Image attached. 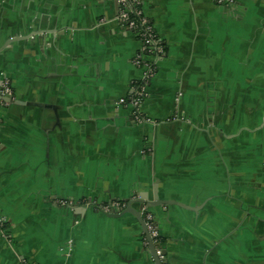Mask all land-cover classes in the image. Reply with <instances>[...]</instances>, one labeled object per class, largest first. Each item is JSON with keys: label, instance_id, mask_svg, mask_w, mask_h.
<instances>
[{"label": "crops", "instance_id": "0c3cea01", "mask_svg": "<svg viewBox=\"0 0 264 264\" xmlns=\"http://www.w3.org/2000/svg\"><path fill=\"white\" fill-rule=\"evenodd\" d=\"M142 7L165 55L139 123L117 106L144 73L116 2L0 0V93L33 104L0 105V264H155L110 216L154 186L187 207L142 211L167 264H264V0Z\"/></svg>", "mask_w": 264, "mask_h": 264}, {"label": "built area", "instance_id": "2783aa9c", "mask_svg": "<svg viewBox=\"0 0 264 264\" xmlns=\"http://www.w3.org/2000/svg\"><path fill=\"white\" fill-rule=\"evenodd\" d=\"M120 7L117 16V22L120 26L128 29L138 40L140 44L139 51L135 56L134 64L143 71V77L140 82L135 83L132 96L128 99H122L117 106H125L130 108L135 119L139 123L145 122L147 119L143 114V104L148 96V90L157 75L158 63L165 55V46L158 38L155 27L151 20L143 11L144 0H113ZM231 2V0H230ZM8 84L1 89V95H12V92L6 91ZM0 119V128H1ZM1 148V141H0ZM123 207L122 203L117 204ZM143 217L149 234L153 239L156 247V254L162 264H167L164 252L161 248L162 239L153 222V217L147 212H143ZM8 221L5 216L0 213V234L6 236Z\"/></svg>", "mask_w": 264, "mask_h": 264}, {"label": "water", "instance_id": "95a60500", "mask_svg": "<svg viewBox=\"0 0 264 264\" xmlns=\"http://www.w3.org/2000/svg\"><path fill=\"white\" fill-rule=\"evenodd\" d=\"M9 44H10V42L8 41L5 44L4 47H7ZM3 103H6V104H19V105H23V106L33 105V104H30V103H25V102H21V101L15 102L13 95L3 96L0 93V105L3 104ZM37 106L44 107L42 105H37ZM154 187H155L154 188L155 190H154V200L153 201H148L146 199L145 195H139L137 198H134V199L131 198V199L126 200L125 201V203H126L125 208H122L119 213H116L114 211L113 207H111V215L110 216L119 217V216H122L124 214L132 215L138 221L139 225L141 226V228L143 230L145 238L148 241L149 246L151 248V253H152L153 257H154L155 264H162L161 261L159 260V258L157 257L156 249H155V246L153 244V239H152L151 235L148 232V229H147V226H146L142 211L144 210V208H153V207H158V206L167 207L169 205H179V206H181L183 208H187V207H185L184 205H181L179 203H176L175 201H161V200H159L156 186H154ZM135 205L138 206V209L134 208Z\"/></svg>", "mask_w": 264, "mask_h": 264}, {"label": "rangeland", "instance_id": "374dc122", "mask_svg": "<svg viewBox=\"0 0 264 264\" xmlns=\"http://www.w3.org/2000/svg\"><path fill=\"white\" fill-rule=\"evenodd\" d=\"M5 84H8V85H7V88H6V91H8V92H12L11 89H10V82H9V79H8V78L2 79V87H3Z\"/></svg>", "mask_w": 264, "mask_h": 264}]
</instances>
